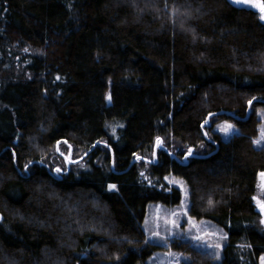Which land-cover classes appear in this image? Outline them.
Returning <instances> with one entry per match:
<instances>
[{
    "label": "trees",
    "instance_id": "trees-1",
    "mask_svg": "<svg viewBox=\"0 0 264 264\" xmlns=\"http://www.w3.org/2000/svg\"><path fill=\"white\" fill-rule=\"evenodd\" d=\"M261 5L0 0V264H144L170 176L226 235L219 256L171 242L184 264H258Z\"/></svg>",
    "mask_w": 264,
    "mask_h": 264
},
{
    "label": "rangeland",
    "instance_id": "rangeland-1",
    "mask_svg": "<svg viewBox=\"0 0 264 264\" xmlns=\"http://www.w3.org/2000/svg\"><path fill=\"white\" fill-rule=\"evenodd\" d=\"M230 4L240 8L257 10L261 5L259 0H227ZM109 103V98H107ZM261 123L258 128L257 137L254 139V147L264 146V112L258 113ZM231 125L230 128L228 126ZM227 129V131H225ZM214 131L223 140H227L237 129L229 122H221L215 125ZM259 141V143H256ZM82 164V163H80ZM84 165H80L82 168ZM144 170V169H143ZM166 184L174 186L181 191V200L178 205L173 207L155 204L150 206L146 219L142 225L147 240L160 247L151 255L144 264H184L188 257L180 252L171 249V242H186L190 247L198 251L206 252L208 256L213 253L219 256L224 246L226 235L214 224L206 220H196L189 215V197L184 184L173 177L165 178ZM254 204L257 208L264 207V175L259 176ZM261 223L264 224V216L259 211ZM258 264H264V254L259 258Z\"/></svg>",
    "mask_w": 264,
    "mask_h": 264
},
{
    "label": "water",
    "instance_id": "water-1",
    "mask_svg": "<svg viewBox=\"0 0 264 264\" xmlns=\"http://www.w3.org/2000/svg\"><path fill=\"white\" fill-rule=\"evenodd\" d=\"M263 16H264V13H263ZM263 22H264V17H263ZM257 212L261 211L262 215L264 216V207H260V208H257L256 209Z\"/></svg>",
    "mask_w": 264,
    "mask_h": 264
},
{
    "label": "snow or ice",
    "instance_id": "snow-or-ice-1",
    "mask_svg": "<svg viewBox=\"0 0 264 264\" xmlns=\"http://www.w3.org/2000/svg\"><path fill=\"white\" fill-rule=\"evenodd\" d=\"M261 7H262V9H264V5H261ZM230 127H231V125L228 126V128H230ZM225 131H227V129H225ZM256 143H259V141H257ZM262 175H264V174H262Z\"/></svg>",
    "mask_w": 264,
    "mask_h": 264
}]
</instances>
